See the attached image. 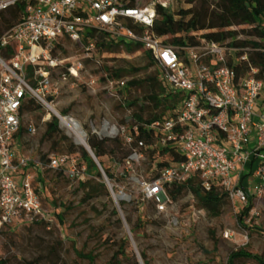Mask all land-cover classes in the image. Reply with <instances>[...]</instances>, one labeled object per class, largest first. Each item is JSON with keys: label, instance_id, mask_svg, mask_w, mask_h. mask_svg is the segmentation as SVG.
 <instances>
[{"label": "built area", "instance_id": "built-area-1", "mask_svg": "<svg viewBox=\"0 0 264 264\" xmlns=\"http://www.w3.org/2000/svg\"><path fill=\"white\" fill-rule=\"evenodd\" d=\"M16 3L24 4L21 19L0 34V230L46 215L33 187L34 175L28 172L30 167L55 170L66 165L71 179L85 175V163L76 157L50 155L43 163L17 156L13 147L25 98L47 107L54 102L49 96L58 93L52 76L67 60L55 53V44L64 38L80 49L79 56L61 74L62 81L67 75L77 78L84 61L93 59L96 51L88 32L141 44L160 69L163 83L172 92L182 93L174 116L146 128L159 134V146L175 144L183 159L161 169L156 178L143 179V198L162 211L170 202L165 186L197 174L203 189L217 183L241 209L251 205L247 216L259 215L255 203L264 199V72L251 62V46L205 39L191 46L167 45L151 31L158 0L134 7L120 0H0V11ZM128 21L133 27L127 26ZM94 83L90 78L86 85L92 89ZM125 86L121 79L107 78L102 88L120 99ZM54 115L60 123L59 115ZM92 129L100 137L120 134L127 144L134 141L124 126L105 121L99 131ZM29 131L33 133L34 128L29 127ZM143 146L138 140L124 160L122 168L130 182L137 180L133 164L143 159ZM99 169L117 204L115 197L123 199L126 194L122 189L114 194L113 184L100 165Z\"/></svg>", "mask_w": 264, "mask_h": 264}, {"label": "rangeland", "instance_id": "rangeland-1", "mask_svg": "<svg viewBox=\"0 0 264 264\" xmlns=\"http://www.w3.org/2000/svg\"><path fill=\"white\" fill-rule=\"evenodd\" d=\"M150 1L136 0L135 6ZM158 2L177 11L196 5L199 0L194 3L187 0ZM209 3V9H212V0ZM232 30L236 31L235 39L255 40L248 35L247 26L234 25ZM59 45L61 49L55 47V53L67 62L53 73L52 81L59 90L49 98H53L59 117L69 116L79 122L86 139L93 127L99 131L105 121L124 127L134 123L132 114L140 113L141 107L144 108L141 113L143 119L149 117L151 105L144 99L148 93V82L127 89L124 87L120 100L106 93L101 79L106 74L103 66L119 69L121 74L118 79L124 82L145 80L154 74L155 67L148 66L142 49L116 53L96 50L93 59L84 61L77 78L67 75V79L62 81L61 74L79 56L80 49L64 38L59 40ZM90 78L95 80L92 89L86 85ZM129 101L136 104L129 105ZM50 110L40 106L25 113L21 153L39 161L42 155H46V159L57 154L79 157L78 148L82 145L75 140L68 127L61 124V119L60 123L58 121L59 133L51 139L43 138L46 122L51 116L55 117V111ZM62 110H66L65 115H60ZM31 126L33 133L27 130ZM61 136H66L67 141L59 143ZM68 144H73L75 151H69ZM151 162L148 153L143 152V159L133 164V175L137 180L130 182L125 178L110 182L116 186V190L112 189L114 194H119V189L126 194L125 198L119 199L125 200V205H120L118 199L116 204L110 191L109 196L102 194L84 201L83 191L77 188L76 180H70L62 172L44 170L40 175L43 191H38L41 205L45 210H52L53 207L63 212L64 222H59L52 214L49 226L21 222L13 228H4L0 232V259L5 260V264H123L119 258L112 256L116 249L114 240L124 236L129 240L128 251L140 264H144L141 251L146 253L149 264H225L228 254L240 247L264 258V199L255 203L259 207V215L247 216L245 223L248 229L237 224L236 215L241 208L230 199L221 207L219 215L213 216L198 206L190 192H184L159 211L152 201L142 199L140 188V182L152 175ZM111 169L117 177L120 176L122 166ZM37 186L38 183L33 180L34 189ZM116 207L117 214L113 215L112 210ZM128 216L132 222L137 216L144 221L136 235L130 233ZM76 251L91 255L93 262L79 257ZM235 264L259 263L253 259H238Z\"/></svg>", "mask_w": 264, "mask_h": 264}, {"label": "trees", "instance_id": "trees-1", "mask_svg": "<svg viewBox=\"0 0 264 264\" xmlns=\"http://www.w3.org/2000/svg\"><path fill=\"white\" fill-rule=\"evenodd\" d=\"M135 1L136 0H120V2L129 7H134ZM195 1L197 0H187L188 3H194ZM212 3V9H209L211 4L209 0H199L198 3L196 2V5L186 9L179 8L177 11H173L169 7L157 3L155 6L156 16L153 20L151 31L156 36L163 37V42L171 46H191L198 44L201 39L226 43L227 45L233 46H251L253 51L249 55L250 60L254 65L260 67V73L262 74V72H264V0H212ZM23 9L24 4L16 3L6 10L0 11V34L21 19ZM234 25L249 27L248 35L255 37V40L235 39L236 31L232 30ZM127 26L133 27L130 21L127 22ZM197 33H200V35L197 36ZM88 35L95 40L96 50L100 52L116 53L121 50L132 52L142 49L147 58L148 66L155 67V73L147 76L145 80H130L126 82V89L130 86H137L143 82H148V93L144 96V99L151 105L149 117L143 119L141 113L144 108L141 107L140 113L132 114L134 123L125 126L126 134L131 135L134 141L131 144H127L120 134L114 137H100L94 132L90 133L86 139L90 150L98 160L97 162L102 167L105 176L111 183L126 178V173L123 168L121 170L122 174H120L119 177L114 174L111 168L123 166L124 160L130 154L132 146L136 145L138 140H141L144 146L140 148V151L147 152L148 157L152 159L150 168L152 175L146 179H154L158 176L161 169L166 166L174 165L177 161L182 160L183 155L176 150L175 144L169 143L166 146H159V134L153 128H146V126H149L154 121L174 116L175 110H177L182 100V93L172 92L163 83L160 76V69L151 54L144 49L141 44L126 42L122 38L108 39L107 34L102 32H88ZM55 47L61 49L59 42L55 44ZM103 70L106 73L101 78L103 82H105L107 78L118 79L121 74V71L117 68L113 69L112 67L103 66ZM128 104L132 105L136 104V102L129 101ZM40 106L41 105L34 99L27 97L21 107V112L25 115L27 112L39 109ZM60 114L65 115L66 110L60 111ZM27 130H29V127ZM24 131L22 120L17 135H23ZM58 133V119L56 116H51V119L46 122L43 138L51 139ZM59 138V143L67 141L66 136H61ZM54 142L57 143L56 141ZM67 148L69 151H75V146L73 144H68ZM78 150L80 152L79 157L71 154L57 155H66L69 158L78 157L77 159L79 162L82 161L85 163V175L76 180L77 188L83 191V200H90L102 194L109 196L110 193L104 183L102 173L94 160L83 146H80ZM45 157L47 156L42 155L40 158L43 163L47 161ZM47 169L48 168L35 169L30 167L28 170V172L34 175V181L38 183L37 188L34 189L37 195L39 190L43 191V188H41L43 186L41 185L42 178L40 175ZM49 170L52 171V169ZM53 171L62 172L66 174L70 180H73L67 173L66 165L60 166ZM112 188L116 190L115 185H113ZM165 191L169 199L173 201L177 200L184 192H190L197 201L198 206L213 216L219 215L221 207L226 200L229 199L227 191L221 188L217 183H214L208 190L203 189L197 174L192 175L182 183L166 185ZM142 199L145 200L143 196ZM118 203L120 205H125L126 201L119 200ZM250 206L251 205H248L242 208L236 215L237 224L245 229L249 228L245 221ZM117 209L118 207L112 210L113 215L117 214ZM44 211L46 215L38 220L22 223L45 224L49 226L51 224L52 214L57 216L59 222H64L63 212H59L56 208L52 207V210L44 209ZM127 222L131 224L130 233L133 235L137 234L144 223L141 216H137L135 222H132L131 218L128 216ZM19 223L21 222L5 225L1 228L0 232L4 228H13ZM128 242L129 240L125 236L118 240H114L113 243L116 249L112 257L114 259L119 258L123 264H140L139 261L134 258L133 254H130L128 251ZM76 254L79 257L87 258L89 263L93 262V257L89 254H83L78 251H76ZM140 256L144 264H149L145 252L141 251ZM238 259H253L259 264H264V258L248 252L243 247L231 251L227 256L225 264H235ZM0 264H5V260L0 259ZM26 264H30V262Z\"/></svg>", "mask_w": 264, "mask_h": 264}, {"label": "bare ground", "instance_id": "bare-ground-1", "mask_svg": "<svg viewBox=\"0 0 264 264\" xmlns=\"http://www.w3.org/2000/svg\"><path fill=\"white\" fill-rule=\"evenodd\" d=\"M47 107L49 110L50 109L54 110L55 114H58V112L55 110L53 105L48 104ZM60 119H61V124L68 127V129L73 133L75 140L78 143L82 144V133L80 131L81 130L80 124L76 120H73L72 118L60 117Z\"/></svg>", "mask_w": 264, "mask_h": 264}, {"label": "water", "instance_id": "water-1", "mask_svg": "<svg viewBox=\"0 0 264 264\" xmlns=\"http://www.w3.org/2000/svg\"><path fill=\"white\" fill-rule=\"evenodd\" d=\"M56 116V115H55ZM57 117V116H56ZM81 133H82V146L85 148V150L89 153V155H90V157L94 160V162L96 163V165L98 166V168H99V163L97 162V160H96V158H95V156L93 155V153H92V151L90 150V148H89V146H88V144H87V142H86V133H85V131L82 129V127H81ZM100 170V169H99ZM101 172V171H100ZM102 173V172H101ZM102 176H103V174H102ZM120 197L118 196V197H115V199H119ZM114 200V199H113ZM115 201V200H114Z\"/></svg>", "mask_w": 264, "mask_h": 264}, {"label": "crops", "instance_id": "crops-1", "mask_svg": "<svg viewBox=\"0 0 264 264\" xmlns=\"http://www.w3.org/2000/svg\"><path fill=\"white\" fill-rule=\"evenodd\" d=\"M69 117V116H67ZM71 118V117H69ZM73 119V118H72ZM75 120V119H73ZM77 121V120H76ZM78 122V121H77ZM79 123V122H78ZM22 137L23 135H17L14 137V150H15V154L17 156H21V155H24L23 153H21V149H22Z\"/></svg>", "mask_w": 264, "mask_h": 264}]
</instances>
